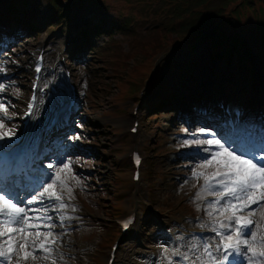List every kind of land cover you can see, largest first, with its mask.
<instances>
[{"label":"rangeland","instance_id":"rangeland-1","mask_svg":"<svg viewBox=\"0 0 264 264\" xmlns=\"http://www.w3.org/2000/svg\"><path fill=\"white\" fill-rule=\"evenodd\" d=\"M5 1L0 0V14L6 10ZM54 1L25 0L24 26L1 24L0 65L5 73H0V82L10 86L0 98L13 106L9 108L13 119L6 127L20 136L25 103L34 84L39 83L37 90L44 93V81H54L56 91L52 86L44 99L49 113L64 101L60 97L67 92L65 70L78 87L77 107L43 140L47 152L38 161L39 171L51 173L48 164L59 167L70 160L73 173L82 182L74 189L76 198L71 201L78 208L69 212L75 218L66 222L68 234L62 251L69 257L67 264H106L116 241L114 264H158L162 249L175 247L178 236L187 241L193 236L214 235L201 227L208 220L203 211L205 202H193L202 184V180L190 179L192 168L199 162V149L186 147L184 142L200 129L210 132L198 138L215 137L240 150L256 145L254 140H264V78L258 73L257 62L253 93L248 70L238 73L239 68L223 59L215 62L202 44L176 37L173 30L199 21L196 13L174 20L176 9L186 8L183 0H61V11ZM221 4L218 0L208 4L207 13L212 15L210 11ZM253 5L226 7L225 14L235 10L234 24L227 28L223 24V31L234 28L256 53L264 43V4ZM93 21L102 27L100 33H90L88 48L80 49L78 57L71 55L73 50L66 44L78 36L81 46L79 30L91 27ZM30 26L36 31H26ZM40 50L43 57L46 52L53 57L49 62L44 59L47 71L43 70L37 80L31 69ZM63 58L66 62L61 63ZM48 67H53V74ZM170 94L183 98V112L176 113L173 102L161 114L146 110L156 97L168 98ZM189 95L190 99L203 95L210 102L220 100L225 123H234L232 133L224 136L223 131H212L204 115L190 118L188 112L193 108L186 110L192 103ZM198 106L199 102L195 108ZM249 116L252 121L247 123ZM133 120L139 122L134 136L129 133ZM76 136L80 138L74 139ZM135 150L143 162L140 180L133 183L129 155ZM69 183L74 185L75 181ZM27 195L23 197L30 193ZM130 214H135V225L121 235L117 221ZM256 220L264 226L259 214ZM55 231L63 230L57 227Z\"/></svg>","mask_w":264,"mask_h":264},{"label":"snow or ice","instance_id":"snow-or-ice-1","mask_svg":"<svg viewBox=\"0 0 264 264\" xmlns=\"http://www.w3.org/2000/svg\"><path fill=\"white\" fill-rule=\"evenodd\" d=\"M0 73H5L2 65ZM9 86L0 82V94ZM34 101L35 96L28 105V115ZM10 107L0 98V140L15 135L14 129L6 127L13 119ZM209 132L200 129L192 133L193 138L184 146L199 149V162L192 168L190 179L202 180V184L193 202H205L203 211L208 220L201 227L214 235L193 236L187 241L178 236L175 247L162 249L158 264H264V234L258 235L264 233V226L256 220L259 214L264 221V155L257 156V152H264V140L259 146L250 144L240 150L215 137L198 138ZM47 167L53 171L38 170L26 178L14 172L0 176V264H67L69 257L62 251L68 234L66 222L75 218L69 212L78 208L71 201L76 198L74 189L82 182L73 173L70 160L59 167ZM22 191L30 196L24 198ZM57 227L63 231L57 233Z\"/></svg>","mask_w":264,"mask_h":264},{"label":"trees","instance_id":"trees-1","mask_svg":"<svg viewBox=\"0 0 264 264\" xmlns=\"http://www.w3.org/2000/svg\"><path fill=\"white\" fill-rule=\"evenodd\" d=\"M186 4L185 9H176L174 12V20L178 19H186L196 13L199 18L198 22L186 23L178 30H173L176 37L185 36L186 39L191 40L192 42H198L202 45L206 46L212 55L217 59H221L222 57L235 55L239 58L240 64L239 66L243 68V64L241 60H245L246 64L251 63L252 53L245 42L244 39L235 31L232 32H224L223 24L227 23V25L232 26L233 20L232 18L228 19L224 22L223 17H225V8L230 4H235L236 2H244L246 5H253L254 2H262L264 0H224L221 1L222 4L218 6L212 15L208 13L203 17L204 12H207V5L214 0H183ZM11 8L9 13H17L15 9ZM13 11V12H12ZM14 25L22 26L23 21L21 22L18 19V16L14 17ZM29 33H33V27H29L26 29ZM208 31V32H206ZM183 38V37H180ZM260 59L264 66V47L260 52ZM168 103L166 101H161L153 106L147 108L148 111H158L162 109L161 107H166Z\"/></svg>","mask_w":264,"mask_h":264},{"label":"bare ground","instance_id":"bare-ground-1","mask_svg":"<svg viewBox=\"0 0 264 264\" xmlns=\"http://www.w3.org/2000/svg\"><path fill=\"white\" fill-rule=\"evenodd\" d=\"M4 1V0H3ZM38 54V53H37ZM37 56V55H36ZM45 58L46 59H48L49 58V53L47 52L46 53V55H45ZM207 101H208V99H207ZM213 102V101H212ZM212 104V103H211ZM205 105V103L202 105V107ZM31 121H32V119H31ZM31 132L25 137V142L26 143H28V144H32L33 143V141H34V135L32 134V133H35V132H37V133H39V124H38V120H35L33 123H32V126H31ZM28 137H30L29 139H28ZM12 139H15V138H12ZM27 139H28V141H27ZM24 142V143H25ZM35 142V141H34ZM40 146H42V145H40ZM14 147H15V149H17L18 148V146L17 145H14ZM21 172H23L24 170L23 169H21L20 170ZM25 172H27V171H25ZM26 176V175H25ZM23 192V191H22ZM25 193V192H24ZM106 261H107V259H106Z\"/></svg>","mask_w":264,"mask_h":264}]
</instances>
